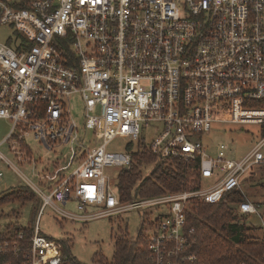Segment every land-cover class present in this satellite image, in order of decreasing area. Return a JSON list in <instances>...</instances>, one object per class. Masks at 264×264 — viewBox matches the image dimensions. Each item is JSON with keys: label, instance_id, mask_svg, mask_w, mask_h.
I'll return each instance as SVG.
<instances>
[{"label": "built area", "instance_id": "1", "mask_svg": "<svg viewBox=\"0 0 264 264\" xmlns=\"http://www.w3.org/2000/svg\"><path fill=\"white\" fill-rule=\"evenodd\" d=\"M0 25L14 29L0 42V119L11 123L0 147L29 135L49 151L69 143L73 95L92 133L79 143L76 168L55 186L42 189L22 174L42 200L38 216L48 205L84 221L157 211L151 233L142 234L152 264H198L187 221L195 201L216 203L240 190L239 215L261 216L242 186L264 167V0H0ZM152 122L162 126L147 143ZM214 124L259 125L261 139L237 160L223 144L210 155L202 136ZM116 138L126 139L123 150L109 151ZM130 143L160 160L198 164L201 177L216 182L122 202L105 170L130 168ZM69 202L78 212L57 204ZM91 206L96 211L87 212ZM24 239L20 232L0 241V264H70L63 240L43 235L39 219Z\"/></svg>", "mask_w": 264, "mask_h": 264}, {"label": "rangeland", "instance_id": "2", "mask_svg": "<svg viewBox=\"0 0 264 264\" xmlns=\"http://www.w3.org/2000/svg\"><path fill=\"white\" fill-rule=\"evenodd\" d=\"M14 33V29L0 25V42H5ZM71 116L76 124V130L71 141L67 144L57 146L49 151L40 142L29 135L25 141L19 144L5 142L0 147V171L3 180L0 183V195L15 191L19 187L27 185L22 174L31 182L42 189L55 186L78 165L82 153L79 151V143L87 144V138L92 136L90 131H84V103L79 95H73L70 100ZM161 123H150L144 129V137L150 143L159 134ZM11 129L9 120L0 119V142L8 135ZM261 139V127L259 125L238 124H214L209 132L202 136V142L210 155H216L220 146L225 145L226 157L237 160L242 158L253 145ZM126 139L116 138L107 146L109 151H122ZM24 147V149H23ZM28 150H25V148ZM80 153V154H79ZM77 156V157H76ZM11 161L21 174L15 170L8 160ZM145 167V166H144ZM142 166V169L144 168ZM115 167L107 168L105 174L111 177L114 190L118 191L119 173ZM149 169H147L148 174ZM263 169L256 168L249 178L243 182V191L252 202L260 203L258 214L248 216V223L258 227L254 235H264V189L259 184V177ZM144 174V175H145ZM251 177H255L257 184L253 183ZM216 180L202 178L201 187L209 188ZM259 184V185H258ZM222 201H227L224 197ZM128 202V201H125ZM221 202V201H220ZM64 210L76 213L78 209L75 202L67 205L57 203ZM42 204L37 202H9L0 206V237L10 235L17 227H33L39 219V226L43 235L63 240L69 248L71 256L79 264H97L95 254H101L111 260L115 251V238L127 232L129 237L136 238L140 233L149 234L152 229L150 223L159 214L157 211L131 210L111 217H99L90 220H73L61 216L53 206H45L43 212L38 216ZM96 211V207L87 208V212ZM242 217L241 215H238ZM68 261V260H67Z\"/></svg>", "mask_w": 264, "mask_h": 264}, {"label": "trees", "instance_id": "3", "mask_svg": "<svg viewBox=\"0 0 264 264\" xmlns=\"http://www.w3.org/2000/svg\"><path fill=\"white\" fill-rule=\"evenodd\" d=\"M127 148L132 151V164L130 168L120 171L117 184L122 202L201 187L198 164L160 160L143 143H139L136 150H133L134 143H130ZM142 166L145 167L142 169ZM256 168L263 169L258 181L264 189V167H255L249 175ZM147 169L149 173L145 174ZM249 175L245 178H249ZM254 179L251 177L250 180L257 184ZM225 197L227 201L216 203L195 201L187 213L188 225L194 229L190 238L191 250L196 253L198 264H264V235H254V231L259 228L247 222L250 215L238 216V204L245 200V195L235 190ZM9 202L42 204L40 197L27 185L0 195V206ZM256 206L261 208L260 203H256ZM20 232L25 235L22 243L28 244L33 227H17L10 238L16 239ZM122 233L115 238L112 259L108 260L97 253V264H152L147 251L148 238L142 233L136 238L129 237L127 232ZM7 236L2 235L0 241L7 239ZM63 252L70 264H79L71 256L66 243Z\"/></svg>", "mask_w": 264, "mask_h": 264}]
</instances>
